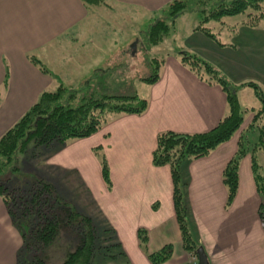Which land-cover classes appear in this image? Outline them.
<instances>
[{
    "label": "crops",
    "instance_id": "1",
    "mask_svg": "<svg viewBox=\"0 0 264 264\" xmlns=\"http://www.w3.org/2000/svg\"><path fill=\"white\" fill-rule=\"evenodd\" d=\"M172 1L106 0L105 5H87L82 0H0V137L43 92L54 91L59 84L77 87L94 69L112 65L123 49L112 48V30L122 32L121 24L128 18L117 8L151 19ZM209 26L223 46L191 27L179 48L200 56L234 85L252 82L264 91V30L240 26L232 32L217 23ZM30 57L50 73L41 72ZM158 73L154 84H145L148 101L142 114L116 115L93 135L57 147L44 160L51 176L44 172L42 178L62 198L93 217L98 233L105 227L112 230L128 264H151L147 255L167 244L173 246V254L164 264H197V257L181 247L170 169L155 167L152 153L163 132L193 134L213 128L227 114L226 95L220 86L181 65L177 51L164 58ZM248 90L257 100L250 88H243L237 93L239 104L241 94ZM240 106L249 109L240 130L208 156L182 168L188 181L190 228L209 264H264V228L258 214L261 198L250 154L240 161L238 191L229 207L222 181L240 137L249 145L257 139V132L246 128L260 104ZM98 147L109 168L110 186L101 175L94 152ZM78 186L83 196L77 195ZM139 230L146 232L145 248ZM21 245L0 197V264H16Z\"/></svg>",
    "mask_w": 264,
    "mask_h": 264
},
{
    "label": "trees",
    "instance_id": "2",
    "mask_svg": "<svg viewBox=\"0 0 264 264\" xmlns=\"http://www.w3.org/2000/svg\"><path fill=\"white\" fill-rule=\"evenodd\" d=\"M82 1L87 5H105L106 2ZM190 12L198 16V23L193 31L206 35L220 46L223 44L210 28L211 23H217L232 32H236L240 26L264 30V0H174L149 19L148 27L138 33L133 43L141 36L146 51L161 45L170 35L176 20ZM225 18H238V22L225 24ZM124 55L126 54L122 50L121 55L114 60ZM177 56L180 64L200 79L220 86L226 95L228 107L227 114L206 132L188 134L167 131L159 134L152 153V164L155 167L168 166L170 169L172 202L181 247L196 256V249L200 244L190 228L185 192L188 181L182 174V168L191 160L208 156L240 130L249 110L242 108L237 99L238 91L243 88H250L260 104V108L253 111L252 120L246 128L256 131L257 139L249 145L245 137H240L236 154L223 170L222 181L227 190L226 207H229L238 191L240 161L249 153L256 189L261 198L258 214L264 228V173L260 172L262 167L256 157L260 152L264 155V91L252 82L234 85L210 63L182 48L177 50ZM30 61L41 72L50 73L37 58L30 57ZM163 63L164 58L153 57L149 60L148 65L153 69L143 79H121V75L114 77L116 69L112 71L110 65L94 69L77 87L69 88L59 84L54 91L43 92L38 101L0 137V197L12 225L20 234L23 247L17 254L16 264H46L41 253L53 245L62 231H70L77 242L60 264H92L96 251L109 263L116 264L115 260L124 258L113 231L105 229V235L97 244L98 236L93 218L59 196L51 184L40 179L24 189L11 188L7 175L18 171L19 155L34 153L37 148L55 150L70 140L87 138L116 115L142 114L147 108V100L140 98L136 92H131L129 85L135 82L154 84ZM108 69H111V74L107 73ZM94 152L100 160L102 178L110 186L109 168L101 154V148L94 149ZM138 238L145 248L146 232L139 230ZM23 251L27 253L28 260L22 258ZM172 254L173 246L167 244L147 257L151 264H164L171 259ZM29 255L30 258L27 257ZM121 264L128 263L123 261Z\"/></svg>",
    "mask_w": 264,
    "mask_h": 264
},
{
    "label": "rangeland",
    "instance_id": "3",
    "mask_svg": "<svg viewBox=\"0 0 264 264\" xmlns=\"http://www.w3.org/2000/svg\"><path fill=\"white\" fill-rule=\"evenodd\" d=\"M117 11H119V14H121L123 17H128L126 20L127 23L126 21H124V25L121 24V27L123 26L122 32L119 31L118 28L112 30L113 31V38L111 39L112 48L116 49V47H123L124 49L122 50L126 54L124 55V57H121L122 59L118 58L114 60L112 65L110 66L112 67L111 68L112 71L113 69H116L113 72L114 74L113 76L115 77V76L121 75V79H125V78L143 79V78L148 77L151 74L152 69H153L149 67L148 65L149 60H152L153 57L162 59L168 55L173 54L174 51H177L178 48L180 47L179 42L182 41L183 36L185 37L186 30L191 27L194 28L195 26H197V23H198V16L196 15V13H192V12L186 13L182 15L178 20H176L175 24L170 30V35L164 40V42L161 45L146 51L144 47V42L142 40V37L140 36V38L138 37V39H136L135 48L131 49L130 46L133 43L132 37L136 36V34L138 36V33L141 30H144V28L148 27L149 18L144 17L141 14L138 15L137 17H134L135 15H133L132 12L128 10H122V9L117 8ZM235 22H238V18H225L224 19L225 24H233ZM115 26L119 27V25L117 24ZM99 37H102V36L99 35ZM99 37L97 39V42L100 43V46H103L105 48V44L101 41V39H99ZM129 40H132V41H129ZM124 43L127 45L123 46ZM111 69H108L107 73L110 72L111 74L112 71H109ZM129 86H130L131 92L134 91L139 97L145 98L144 94L146 92L147 85H145L142 82H135ZM145 99L148 101L147 98ZM240 104L248 108L252 106H259V102H257V100L254 98V96L249 90L241 94ZM53 152L54 150H46L44 148H37L34 151V153H28L25 156L19 155L18 160H17L18 171L13 174L11 172L10 174L7 175V177L9 178L8 185L11 188H23L24 189V188L30 187L33 183H36L40 179L44 180L45 178L44 179L42 178L43 176H45L44 172H48L51 176L52 171L45 169L44 160L46 159L48 155L52 154ZM257 158L264 168V155L260 152L258 153ZM44 181L47 182L46 180ZM51 185L54 187L53 184ZM56 189L57 188H55V190ZM76 193L77 195L80 194V196L84 195L82 188L79 186L76 187ZM70 198L71 196L68 197V199ZM64 200L70 202L67 199H64ZM93 221H94V218H93ZM105 229H108V228L105 227L101 231V233H98L96 230V233L98 236L97 244L99 243L101 237L105 235L104 233ZM76 242H77V238L73 234H71L70 231H62L60 235L56 238L53 245L45 248L44 251H42L41 256L46 261V264H53L51 262L60 264L66 259L67 254L73 250L74 248L73 246L74 244H76ZM22 249L23 247L21 245V248L19 251L21 252ZM113 253L114 252L112 251V254ZM26 254H27L26 252L24 251L22 252L23 259H27ZM27 257L30 258L31 256L29 255ZM123 260H124L123 258H119L118 261L115 260L114 262L116 264H121ZM92 264H114V263L107 262L96 251Z\"/></svg>",
    "mask_w": 264,
    "mask_h": 264
},
{
    "label": "water",
    "instance_id": "4",
    "mask_svg": "<svg viewBox=\"0 0 264 264\" xmlns=\"http://www.w3.org/2000/svg\"><path fill=\"white\" fill-rule=\"evenodd\" d=\"M136 46V41L132 43L131 49H134ZM197 264H209L206 253L204 249L200 246L196 249Z\"/></svg>",
    "mask_w": 264,
    "mask_h": 264
}]
</instances>
